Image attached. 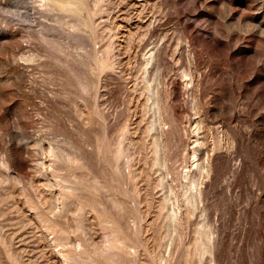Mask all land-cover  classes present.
<instances>
[{
	"label": "rangeland",
	"instance_id": "rangeland-1",
	"mask_svg": "<svg viewBox=\"0 0 264 264\" xmlns=\"http://www.w3.org/2000/svg\"><path fill=\"white\" fill-rule=\"evenodd\" d=\"M0 0V264H264V0Z\"/></svg>",
	"mask_w": 264,
	"mask_h": 264
},
{
	"label": "bare ground",
	"instance_id": "bare-ground-1",
	"mask_svg": "<svg viewBox=\"0 0 264 264\" xmlns=\"http://www.w3.org/2000/svg\"><path fill=\"white\" fill-rule=\"evenodd\" d=\"M54 2L58 1V0H53ZM63 6L67 7V8H71L72 7V1L71 0H64L63 1Z\"/></svg>",
	"mask_w": 264,
	"mask_h": 264
}]
</instances>
